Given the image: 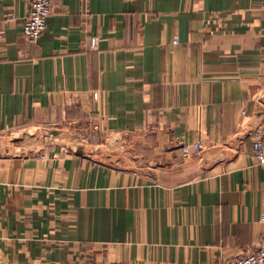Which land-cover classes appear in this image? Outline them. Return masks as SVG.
<instances>
[{"label": "crops", "instance_id": "crops-1", "mask_svg": "<svg viewBox=\"0 0 264 264\" xmlns=\"http://www.w3.org/2000/svg\"><path fill=\"white\" fill-rule=\"evenodd\" d=\"M28 7L0 0V264H230L254 250L264 0H56L35 44Z\"/></svg>", "mask_w": 264, "mask_h": 264}, {"label": "built area", "instance_id": "built-area-1", "mask_svg": "<svg viewBox=\"0 0 264 264\" xmlns=\"http://www.w3.org/2000/svg\"><path fill=\"white\" fill-rule=\"evenodd\" d=\"M56 0H27L28 11L24 19V35L29 43L35 44L46 29L47 18L52 13ZM90 48H98V37L91 36L89 39ZM99 92L94 93L97 98ZM204 143L197 141L182 146L185 156L199 155L203 152ZM253 153L261 165H264V126L255 131L253 138ZM264 221V214L261 217ZM120 264V263H117ZM230 264H264V238L254 250L241 255L236 261Z\"/></svg>", "mask_w": 264, "mask_h": 264}, {"label": "rangeland", "instance_id": "rangeland-1", "mask_svg": "<svg viewBox=\"0 0 264 264\" xmlns=\"http://www.w3.org/2000/svg\"><path fill=\"white\" fill-rule=\"evenodd\" d=\"M109 136L110 135H107L106 137H104L103 139H102V141L100 142V145H105V141H107L108 140V138H109ZM47 137H49L48 139V141H50V142H52V143H55V140H53L54 138L51 136V135H45V136H43L42 137V139H44V138H47ZM112 142H114L113 144V146H110V152L108 151V153H113V152H115V151H124V150H121L122 149V145H120V140H118L117 138H114V137H110L109 138ZM90 141H92V139H89V142ZM93 142V141H92Z\"/></svg>", "mask_w": 264, "mask_h": 264}]
</instances>
